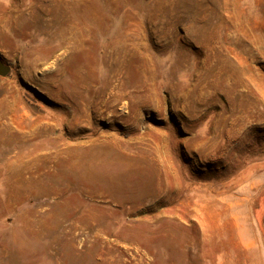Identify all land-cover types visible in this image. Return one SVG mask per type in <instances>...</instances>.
Returning <instances> with one entry per match:
<instances>
[{"label": "rangeland", "instance_id": "rangeland-1", "mask_svg": "<svg viewBox=\"0 0 264 264\" xmlns=\"http://www.w3.org/2000/svg\"><path fill=\"white\" fill-rule=\"evenodd\" d=\"M0 60V264H264V0H0Z\"/></svg>", "mask_w": 264, "mask_h": 264}, {"label": "water", "instance_id": "water-1", "mask_svg": "<svg viewBox=\"0 0 264 264\" xmlns=\"http://www.w3.org/2000/svg\"><path fill=\"white\" fill-rule=\"evenodd\" d=\"M11 72V67L7 64H4L1 60H0V76L1 77H7Z\"/></svg>", "mask_w": 264, "mask_h": 264}, {"label": "crops", "instance_id": "crops-1", "mask_svg": "<svg viewBox=\"0 0 264 264\" xmlns=\"http://www.w3.org/2000/svg\"><path fill=\"white\" fill-rule=\"evenodd\" d=\"M242 243H244L246 247L252 246L251 242L245 236L242 237Z\"/></svg>", "mask_w": 264, "mask_h": 264}, {"label": "bare ground", "instance_id": "bare-ground-1", "mask_svg": "<svg viewBox=\"0 0 264 264\" xmlns=\"http://www.w3.org/2000/svg\"><path fill=\"white\" fill-rule=\"evenodd\" d=\"M118 66H120V64H118ZM110 101H112L113 99L112 98H109Z\"/></svg>", "mask_w": 264, "mask_h": 264}]
</instances>
